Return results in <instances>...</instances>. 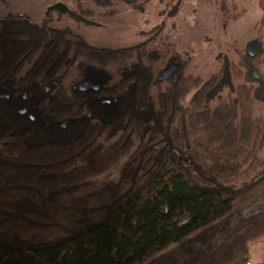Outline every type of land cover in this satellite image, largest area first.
<instances>
[{"label": "trees", "instance_id": "1", "mask_svg": "<svg viewBox=\"0 0 264 264\" xmlns=\"http://www.w3.org/2000/svg\"><path fill=\"white\" fill-rule=\"evenodd\" d=\"M135 49L0 18V89L10 92L0 99V264H252L264 237L253 85L234 62L201 83L183 59L162 80L171 43L155 58ZM77 62L143 71L106 88L109 103H90L65 83Z\"/></svg>", "mask_w": 264, "mask_h": 264}, {"label": "rangeland", "instance_id": "2", "mask_svg": "<svg viewBox=\"0 0 264 264\" xmlns=\"http://www.w3.org/2000/svg\"><path fill=\"white\" fill-rule=\"evenodd\" d=\"M228 1L237 5L229 14H238L228 24H224L222 20L224 14L220 8L221 0H155V12L144 14L150 18L153 17L152 14L155 16V24L163 27L161 35L168 36V39L161 41L171 43V50L180 52L183 60L189 61L185 73L200 77L201 83L219 71L223 64L229 62H234L246 70L248 44L258 36L264 38V28L261 34L259 33L264 13L260 0ZM54 2L68 5L70 12L55 9L48 18L46 10ZM74 2L77 0H0V18L21 14L40 26L46 25L48 28L62 30L72 39L81 37L88 42L113 48L122 45L121 41L124 38L119 42L116 40L118 36H127L126 28L117 25L115 29L108 27L100 35L98 32L91 34L73 18L71 12L75 6ZM28 66L29 64L23 70ZM109 68L115 73L113 66H108ZM76 74V66H73L65 83L70 84L76 78ZM247 82L252 83L249 80ZM195 90L196 88L191 91L185 103H188ZM263 94L260 89L257 92L258 96L255 94L254 108L255 116L264 121V98L260 97ZM250 262L252 264L264 262V237L251 243Z\"/></svg>", "mask_w": 264, "mask_h": 264}, {"label": "flooded vegetation", "instance_id": "3", "mask_svg": "<svg viewBox=\"0 0 264 264\" xmlns=\"http://www.w3.org/2000/svg\"><path fill=\"white\" fill-rule=\"evenodd\" d=\"M226 1L228 3L227 6L229 11H231L233 8H237L236 4H231L228 0ZM260 2L264 11L263 0H260ZM54 4L55 2L52 5L48 6L46 10V15L48 18L51 17L50 15L55 9L51 10L49 14H47V11L49 7L53 6ZM74 4L75 6L74 8H72L71 12L73 18H75V21L78 25H81L86 31L91 34L92 32H98V34L100 35V33L105 32L108 27H112L113 29H115L117 25H122L124 27L123 29L126 28L125 32L128 31V34H125L127 36L124 37L123 35L117 37V42L124 38L121 41L122 45L118 48L135 47L138 48L134 50L135 53L138 52L137 50H144L147 55L155 58V46H159L162 38L168 39V36L161 35L163 27L155 24V16L152 14L153 17L150 18L144 15L145 12H155V0H77V2H74ZM65 11L70 12L68 5ZM237 16L238 14L231 15L229 13H226L222 17V20L224 24H228V22L232 18H235ZM263 28L264 13L262 24L259 29L260 34ZM114 33L116 34L115 31ZM76 40L85 41L89 45L97 48H113L112 46L108 45H97L94 42H88L81 37H78V39ZM252 42H257L256 50L254 52H251L249 50V46ZM134 52L132 53L133 57H135ZM167 55L168 62L170 60H174L177 62L178 59H183L182 54L175 50L167 53ZM78 59L80 60V58ZM245 60L247 69H243L245 73L244 81L246 83H248L247 80L252 82L248 84L253 85L256 95L259 89L260 92L264 93V38L262 36H258L257 38H254L252 41H250L247 47V55L245 57ZM177 63L179 67V62ZM136 68H138L141 72L143 71V67H138L135 65H131V70L129 71L133 72L132 70ZM76 71V78L71 82V89L78 98L81 95L86 96V100H88V102L90 103L93 100L109 103L114 95H111L110 90H106V88L115 83L118 78L120 79V77H123L125 74L127 75V72L130 73L129 71H127L124 75H122L118 74L116 70L115 73L112 72L110 68L108 69V67L105 69H100L94 68L93 66L87 64L83 67H80L78 62L76 64ZM108 72L110 74H108ZM88 79L90 80L91 85L86 89H81L80 83L83 80ZM134 91L135 84L132 83L129 92L133 93ZM260 97L264 98V94ZM24 98L26 99L27 96L24 95ZM117 98L120 97L118 95H115L114 99L117 100ZM120 102L124 103V108L127 109L129 102L128 94L123 96ZM89 108L90 110L88 115L91 117V107L89 106ZM22 109H25V112L20 113L24 114L28 112L26 107ZM29 117L32 120L34 119V116L31 114H29Z\"/></svg>", "mask_w": 264, "mask_h": 264}, {"label": "water", "instance_id": "4", "mask_svg": "<svg viewBox=\"0 0 264 264\" xmlns=\"http://www.w3.org/2000/svg\"><path fill=\"white\" fill-rule=\"evenodd\" d=\"M263 6H264V0H263ZM67 8V5L64 3H55L53 6L49 7L47 14H49V12L53 9H58L60 11H65ZM256 44L257 42H252L249 46V50L251 52H254L256 50ZM178 68V63L174 60H170L167 65L160 71L159 74V78L162 80H168L170 79L175 72L177 71ZM90 84V80H83L80 83V87L81 89H86L87 87H89ZM25 96H27V93L25 94ZM10 97V92L7 91L6 89H0V99L1 98H9ZM20 112H25V109L20 110ZM67 125V120H64L62 122V126H66Z\"/></svg>", "mask_w": 264, "mask_h": 264}]
</instances>
